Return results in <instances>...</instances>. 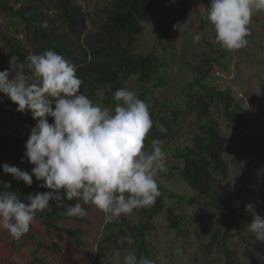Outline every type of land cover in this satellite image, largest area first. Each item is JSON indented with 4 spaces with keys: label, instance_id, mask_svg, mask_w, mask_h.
Masks as SVG:
<instances>
[{
    "label": "trees",
    "instance_id": "1",
    "mask_svg": "<svg viewBox=\"0 0 264 264\" xmlns=\"http://www.w3.org/2000/svg\"><path fill=\"white\" fill-rule=\"evenodd\" d=\"M48 3L56 11L53 16L45 12ZM0 11L9 17L19 18L33 37L34 49L31 51L0 27V40L11 56L16 57V62L26 65L30 54H40L45 50L61 54L77 66V75L83 81L80 91L94 103L98 101L97 93L101 92L104 96L103 104L114 110L117 103L114 100L115 91L120 88L129 89L126 84L134 77L140 84L151 86V94L165 85L168 73L164 60L154 52H134L139 27L147 22L159 21L165 13L160 0H112L103 10L93 15L97 25L95 31L90 33L86 14L70 0H0ZM161 26V35H164L167 27L164 23ZM210 47L212 48L211 45ZM215 51L221 56L228 54L223 48ZM203 64L208 65V68L196 69V76L190 85L199 87L204 95L186 98V104L192 106L196 113L197 134L192 138L190 147L176 148L169 156L181 162L180 168L175 167L179 179L203 202V218L199 229L201 235L206 237L204 249L210 254L218 251L224 257L223 264H262L256 253L264 256V246H259V242L247 230L252 219L251 213L246 211L245 206L235 203L237 195L230 190L214 189L215 176L225 179L228 168L223 159L224 137L212 116V109L221 111L229 124L236 123L240 131L238 138L260 162H264V153L257 146L250 147L256 139L253 134L241 138L244 131L255 125L250 120L248 108L234 98L230 88L218 89L208 83L211 65L207 61H203ZM159 70L163 73L162 77H156ZM16 108L17 105L0 93V166L10 158L17 160L21 157L22 152L14 145L16 142L25 145L31 128L36 124L30 112L21 113ZM177 115L178 111L173 113L174 121ZM8 116L27 119L19 137L2 123ZM49 122H53L52 118H49ZM158 125L166 128L165 123L155 119L151 137L161 140L163 135L159 133ZM0 181L10 182L9 190L14 191L22 202H27L31 194L49 191L40 188L41 182L36 181L35 177L30 187L17 182L11 174H3L2 167ZM2 187L0 184V188ZM161 194L168 199L177 198L180 202L186 199V195L167 190L161 191ZM187 202L191 205L195 203L194 200ZM177 203L165 208L163 197L160 196L153 206L143 209V215L137 224L122 216L107 224L109 234L98 243L97 260L103 263L118 252L123 258L126 251L134 249L138 259L146 257L157 264L147 236L154 229V220L164 209L168 228L177 236H188L185 223L189 221L178 211ZM83 207L86 211L84 217H69L65 214V208L50 202V210L38 212L29 232L19 240L14 239L7 231H0V243L4 245L3 250H0V264H15L11 256H23L22 251L26 248H29L27 264H53L47 255L61 264H78L73 252L66 250L62 244L66 242L81 252L86 247L83 235L87 233L89 226L96 223V218L91 215L102 213L92 205ZM230 232L242 241L243 254L248 263H242L236 251L229 246ZM128 236H132L134 240L131 246L126 239ZM41 252H46L47 255H41Z\"/></svg>",
    "mask_w": 264,
    "mask_h": 264
},
{
    "label": "clouds",
    "instance_id": "2",
    "mask_svg": "<svg viewBox=\"0 0 264 264\" xmlns=\"http://www.w3.org/2000/svg\"><path fill=\"white\" fill-rule=\"evenodd\" d=\"M261 13L264 0H210L206 19L215 42L235 51L247 45L252 18ZM185 25L174 28L183 31ZM82 83L77 66L53 50L30 54L26 65L12 56L9 68L0 71V93L17 105L16 111L30 112L36 121L21 158V163L26 158L33 165L31 172L7 163L0 167L17 182L30 187L35 177L40 188L49 190L22 202L9 190L10 182L0 181V228L16 240L29 232L38 212L50 210V202L64 206L76 201L66 207L69 217H84L83 205H92L104 214L105 224H111L153 206L161 195L157 177L165 171L167 154L159 139L145 150L154 123L148 104L135 91L120 88L114 93V110L102 108L80 91ZM158 129L166 132L163 126ZM245 208L252 216L247 230L264 243V218L255 205ZM126 239L130 246L134 243L132 236ZM122 264L154 261L138 259L131 249L123 254Z\"/></svg>",
    "mask_w": 264,
    "mask_h": 264
},
{
    "label": "rangeland",
    "instance_id": "3",
    "mask_svg": "<svg viewBox=\"0 0 264 264\" xmlns=\"http://www.w3.org/2000/svg\"><path fill=\"white\" fill-rule=\"evenodd\" d=\"M70 1L78 5L86 14L87 29L90 33L95 31L97 25L93 15L103 10L112 0ZM160 1L163 2L165 13L158 19L159 21L147 22L139 27L134 52L140 54L154 52L158 58L164 60L168 73L165 85L153 94H151V86L140 84L136 77L130 79L126 85L148 104L153 122L158 119L166 125V132L159 131V133L163 135L161 141L167 154V161L165 171L160 173L157 180L160 191L167 190L186 195V199L180 202L177 198L168 199L163 194L160 196L163 197L165 208L179 202L176 207L189 222L185 223L188 236L185 238L177 236L168 228L166 209H164L154 220V229L147 236V240L157 264H223L224 257L218 251L210 254L207 249H204L206 237L201 235L199 229L203 218V202L179 179L175 167L180 168L182 164L172 159L169 153H173L176 148L190 147L192 138L197 134L196 113L192 106L186 104V98L204 95L199 87L190 85L193 77L196 76V69L208 68L203 61L211 65L208 83L215 85L218 89L230 88L234 98L248 108L250 120L255 125L252 129L244 131L241 138L253 134L256 139L250 147L257 146L264 153V13L253 16L249 25L250 35L247 37V45L235 51L224 49L228 54L221 56L215 51L221 47L215 42L214 28L206 19L210 0ZM45 12L52 16L56 14L51 3L46 4ZM161 23L167 27L164 35H161L163 32ZM184 23L186 25L183 31L174 28V25ZM0 27L4 32L17 38L23 46L31 51L34 49L33 37L19 18L9 17L5 12L0 11ZM196 36L200 38L197 40ZM11 57L10 52L0 40V71L9 68ZM157 76H163L161 70L157 71ZM96 98L98 100L96 104L111 110L103 104V93H97ZM177 111L178 115L174 121L172 116ZM212 116L224 137L223 159L228 168L225 179L215 176L214 189L230 190L237 195L234 198L235 203L243 206L249 203L255 205L257 214L264 218V162H260L240 141L238 138L240 131L236 123L229 124L219 110L212 109ZM26 122L25 117L10 116L2 121L18 137ZM152 131L153 128L145 139V150H150L151 141L155 139L154 136L151 137ZM14 147L22 152L21 157L17 160L10 158L7 164L31 172L33 165L28 163L26 158L21 163L25 152L24 144L16 142ZM191 200L195 201L192 205L187 202ZM75 202H67L62 207L66 209L68 205ZM143 209H136L122 217L137 224L141 220ZM91 217L96 218V223L89 226L87 233L83 235L86 247L81 252L66 242L62 244L63 247L73 252L78 264L122 263L123 258L118 257L117 253L103 263L97 260L98 243L109 234V230L104 222L103 213L91 215ZM0 231L7 230L0 228ZM229 237V246L236 251L242 263H248V259L243 254L242 241L232 232L229 233ZM259 246H264V243L259 242ZM2 248L4 245L0 243V250ZM28 251L29 248L23 250V256L12 255L11 260L15 264H27ZM41 255L46 256L47 253L41 252ZM256 255L264 264V256L257 253ZM47 257L53 264H61L52 260L49 255Z\"/></svg>",
    "mask_w": 264,
    "mask_h": 264
}]
</instances>
